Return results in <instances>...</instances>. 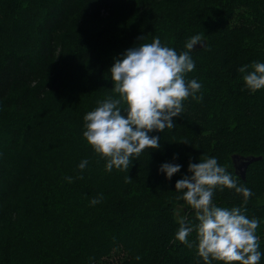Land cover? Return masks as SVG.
<instances>
[{"label":"trees","instance_id":"obj_1","mask_svg":"<svg viewBox=\"0 0 264 264\" xmlns=\"http://www.w3.org/2000/svg\"><path fill=\"white\" fill-rule=\"evenodd\" d=\"M195 35L185 80L202 100L190 96L174 128L150 133L160 148L106 171L83 117L115 95V59L156 37L180 53ZM254 61L264 63V0H0V264H205L174 238L179 206L198 223L175 183L205 157L252 190L245 202L217 188L213 203L260 220L264 264V88L252 92L238 71ZM234 154L262 156L245 181ZM165 162L181 165L171 180L158 172Z\"/></svg>","mask_w":264,"mask_h":264},{"label":"clouds","instance_id":"obj_2","mask_svg":"<svg viewBox=\"0 0 264 264\" xmlns=\"http://www.w3.org/2000/svg\"><path fill=\"white\" fill-rule=\"evenodd\" d=\"M200 40L199 35L190 37L185 44L187 50L177 53L163 46L156 37L151 43L127 49L115 59L109 69L115 95L98 101V106L83 117V137L94 152L106 160V171L111 172L113 168L128 171L133 158H138L145 149L160 148V137L150 133L174 128L173 118L182 115L183 102L190 96L202 100V95H196L202 85L196 79L185 80L186 73L195 69L190 52ZM238 71L247 72L243 80L252 92L264 88V63L254 61ZM87 164L84 159L78 167L83 170ZM180 169V164L165 162L158 172L171 180ZM188 172L191 175L176 181L175 190L182 193L177 199L195 210L198 223L189 225L181 217L175 240L188 248L195 247L205 264L212 261L259 264L262 253L256 233L260 220L248 218L240 207L227 209L213 203L217 188L232 189L241 194L245 202L253 195L252 190L238 185L215 157H205L199 163L190 161ZM66 179L72 181V177ZM130 180V176L125 177L126 183ZM102 196L92 198L90 205L99 203ZM193 231L197 233L195 242L188 239Z\"/></svg>","mask_w":264,"mask_h":264},{"label":"water","instance_id":"obj_3","mask_svg":"<svg viewBox=\"0 0 264 264\" xmlns=\"http://www.w3.org/2000/svg\"><path fill=\"white\" fill-rule=\"evenodd\" d=\"M262 159V156L260 157H255L253 155H246V156H240L239 154H234L233 155V165L235 168V172L237 175L240 176L242 180H246L247 175V170L248 167L251 163L260 161Z\"/></svg>","mask_w":264,"mask_h":264},{"label":"rangeland","instance_id":"obj_4","mask_svg":"<svg viewBox=\"0 0 264 264\" xmlns=\"http://www.w3.org/2000/svg\"><path fill=\"white\" fill-rule=\"evenodd\" d=\"M264 201V198H262L261 202ZM182 211H183V208L181 206H179L177 208V217L180 218L182 217Z\"/></svg>","mask_w":264,"mask_h":264}]
</instances>
